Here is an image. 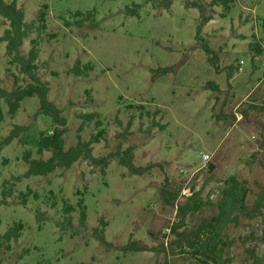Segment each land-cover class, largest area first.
<instances>
[{
  "label": "rangeland",
  "instance_id": "obj_1",
  "mask_svg": "<svg viewBox=\"0 0 264 264\" xmlns=\"http://www.w3.org/2000/svg\"><path fill=\"white\" fill-rule=\"evenodd\" d=\"M189 1L212 14L198 33L199 12L183 0H172L168 9L146 0H17L25 22L48 6L46 28L31 34L21 51L37 38V74L66 120L64 148L75 147L78 134L89 140L102 129L91 145L94 157L131 147L133 164L150 168L133 175L115 157L104 173L78 161L24 177L27 152L32 159L50 157L48 151L38 155L37 147L40 133L50 134L54 123L38 113L37 96L25 98L13 116L1 102L0 140L16 126L24 129L0 152V236L23 225L18 240L0 239V264H198L179 247L188 248L190 232L217 214L230 177L244 183L247 208L258 198L261 205L251 216L232 211L220 232L222 256L228 264H251L254 257L264 264V0H232L228 10L210 8L212 0ZM134 5L137 15H130ZM6 28L0 17V36ZM7 60L0 43V88L25 87L29 80ZM77 61L91 66L86 75L71 72ZM93 112L99 128L94 121L82 125L80 116ZM202 154L209 156L204 168ZM5 180L10 193L2 197ZM27 189L31 195L22 204ZM168 189L178 192V205L192 190L212 205L188 214L178 230L185 239L170 233L165 246V230L179 219L177 204L163 200ZM66 206L73 208L69 214ZM94 228L110 246L95 240ZM132 242L146 250H122Z\"/></svg>",
  "mask_w": 264,
  "mask_h": 264
},
{
  "label": "trees",
  "instance_id": "obj_2",
  "mask_svg": "<svg viewBox=\"0 0 264 264\" xmlns=\"http://www.w3.org/2000/svg\"><path fill=\"white\" fill-rule=\"evenodd\" d=\"M147 2L154 4L158 3L159 7L168 9L172 3V0H146ZM232 0H212L209 3V7L223 5L228 10L229 3ZM184 7L189 9H196L199 12L200 23L197 27V33L200 31L206 23L212 20V14H207L206 6L200 2L183 0ZM138 5H134L132 9H128L130 15H137ZM48 9L47 5H43L36 14L35 20L31 22L24 21V11L22 8L17 7V0H0V17L8 22V28H6L0 36V43H5V56L7 57L8 65L16 67L19 74L29 80L25 87L17 86L18 78L12 73L14 77L15 87L11 90H5L0 88V122L4 119V114L1 106V102L7 107L10 116H13L19 109L21 102L25 98L37 96L39 100V112L51 117L54 127L52 132L40 133L38 139L37 154L41 155L44 151L51 153L47 160L42 158L32 159L29 152L24 156V161L27 163V171L24 177L30 176H46L53 173L56 169H69L74 163L78 161H87L91 166L98 167L102 173L105 172V168L108 166L112 159L117 157L118 164L125 167L133 175H142L149 170L150 166L137 167L133 164L132 148L128 147L119 153H109L103 157H94L92 155L91 145L98 143L104 134L101 129L97 133L92 134L89 140H83L78 134L77 143L75 147L64 148V133L66 131V120L60 116V110L54 106L52 102L47 99L49 87L46 81H42L37 74V58L39 55V43L37 38L30 40V48L26 54H23L21 47L24 41L36 32L44 31L46 28V18ZM80 13H76L79 16ZM90 15V14H88ZM68 24V23H66ZM264 29V21L261 23ZM258 53H261V49L257 48ZM91 69V66L86 64L80 66L77 61L71 68V72L76 76L86 75L87 71ZM9 72L10 70L7 69ZM162 72H167V69H163ZM212 87L215 88L214 85ZM131 107V106H128ZM139 108H142L139 106ZM82 119V125L94 121L96 128H99L101 121L97 119L98 113H88L80 116ZM96 118V119H95ZM129 125V124H128ZM82 127H80L81 129ZM23 127L16 126L9 135L0 140V152L8 145L17 135L23 130ZM210 170L214 168L213 165H209ZM230 186L228 189L221 191L220 201L216 202L218 212L215 216L211 217L209 222L203 223L195 231H192L190 241H188V248L180 246V253H188L185 251H191L192 255L197 256L198 264H228L229 259L223 258V247L226 244L221 240L220 232L223 226L230 221V214L232 211L237 210L239 212H245L248 216H251L261 205V198H258L255 204L251 208H247L244 200L246 197V188L242 181L236 180L234 177L229 178ZM7 180L2 184V197H5L10 193L6 191L5 187ZM198 190H192L191 195L187 198V202L183 205L177 204L178 192H174L170 189L162 190L163 200L170 205H176L178 209L179 219L175 224L170 225V233L175 234L180 239H185L186 232L178 233V230L186 227V216L193 212H198L203 205H212L209 200L202 201L198 198ZM31 195V191L27 189L25 193H20V200L22 204H26V197ZM36 197V194L34 193ZM80 210V225L84 227L86 213L85 208L82 206ZM72 207H64V212L69 214L72 211ZM23 225L21 223H15L4 234L0 236L2 243H9L11 241L18 240L21 236ZM201 235H204V240H200ZM93 237L103 246H110L106 241L104 231L98 228L93 229ZM162 247V245H161ZM124 251H145V247H138L134 242L122 247ZM171 253V252H169ZM250 256H254L253 252H247ZM260 259L255 258L251 264H260ZM164 264H169L165 262Z\"/></svg>",
  "mask_w": 264,
  "mask_h": 264
},
{
  "label": "built area",
  "instance_id": "obj_3",
  "mask_svg": "<svg viewBox=\"0 0 264 264\" xmlns=\"http://www.w3.org/2000/svg\"><path fill=\"white\" fill-rule=\"evenodd\" d=\"M240 63L242 64L243 62L240 61ZM208 161H209V156L207 154H202L201 155V167L204 168L205 165L208 163ZM190 195H191V192H190ZM164 235H165L164 245L166 246L167 237L170 235V227H167V229L164 232Z\"/></svg>",
  "mask_w": 264,
  "mask_h": 264
}]
</instances>
